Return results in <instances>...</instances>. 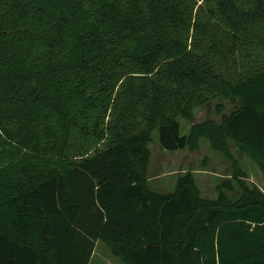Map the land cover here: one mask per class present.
Wrapping results in <instances>:
<instances>
[{"label": "trees", "instance_id": "16d2710c", "mask_svg": "<svg viewBox=\"0 0 264 264\" xmlns=\"http://www.w3.org/2000/svg\"><path fill=\"white\" fill-rule=\"evenodd\" d=\"M155 131L264 167V0H0V264H264V194L150 192Z\"/></svg>", "mask_w": 264, "mask_h": 264}, {"label": "rangeland", "instance_id": "374dc122", "mask_svg": "<svg viewBox=\"0 0 264 264\" xmlns=\"http://www.w3.org/2000/svg\"><path fill=\"white\" fill-rule=\"evenodd\" d=\"M234 109L228 98H219L209 105L196 109L193 119H179L181 135H186L193 123L204 121L220 122L229 117ZM150 154L147 169L141 176L147 189L153 193L171 194L176 190L180 177L190 174L200 200L216 203L221 194L235 202L242 195V189L257 188L264 194V167L252 157L244 146L228 142L231 160L212 150L205 139H201L196 151L167 152L160 148L158 132L152 135L148 145ZM236 171L238 173H236ZM238 182H241V186ZM92 264H122L112 253L111 246L103 241L96 243Z\"/></svg>", "mask_w": 264, "mask_h": 264}]
</instances>
